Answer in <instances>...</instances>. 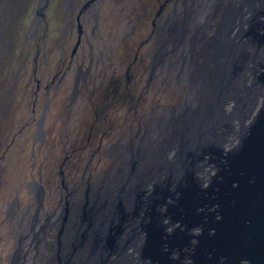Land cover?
<instances>
[{"label": "flooded vegetation", "instance_id": "af4514ba", "mask_svg": "<svg viewBox=\"0 0 264 264\" xmlns=\"http://www.w3.org/2000/svg\"><path fill=\"white\" fill-rule=\"evenodd\" d=\"M212 1L0 0V264L93 262L102 244L98 182L124 167L131 174L145 136L164 129L163 110L186 107L172 89L182 85L173 62L184 49L167 55L168 69L156 67L159 37L180 25L188 31L177 46L194 43V29L217 10ZM252 113L231 118L227 143Z\"/></svg>", "mask_w": 264, "mask_h": 264}, {"label": "water", "instance_id": "95a60500", "mask_svg": "<svg viewBox=\"0 0 264 264\" xmlns=\"http://www.w3.org/2000/svg\"><path fill=\"white\" fill-rule=\"evenodd\" d=\"M260 3L247 15L246 26L223 40L227 44L223 58L221 41L218 45L215 39L205 42L218 50L210 63L198 64L196 77L202 74L209 81L206 89L199 90L198 99L210 93L211 87L217 92L213 102L204 107L199 104L194 117L186 116L185 144L176 164H165L162 181L147 190L139 183L129 206L119 200L115 203L93 264H112L108 251L113 235L121 231L122 222H131L128 215L133 216V242L128 240L135 251L131 264H264V0ZM240 41L252 52L238 51L233 56V47ZM254 57L247 89L255 94L245 103L248 113L241 121L260 106L235 129L232 145L222 148L220 139L213 137L215 132H210L214 123L218 125L215 113L221 115L215 98L223 87L236 93L234 81ZM135 155L140 162L146 154ZM205 163L214 166L212 172L207 170L206 179L200 171L204 172Z\"/></svg>", "mask_w": 264, "mask_h": 264}, {"label": "bare ground", "instance_id": "6f19581e", "mask_svg": "<svg viewBox=\"0 0 264 264\" xmlns=\"http://www.w3.org/2000/svg\"><path fill=\"white\" fill-rule=\"evenodd\" d=\"M200 1L201 0H199V3L197 2V4H194V7H195V5L198 7L204 6L203 3L200 4ZM220 1L221 0H219V2ZM228 1H230V0H228ZM233 2H236V4L241 3L238 7H239V16L242 18V20L240 18L239 19L237 18L235 20V22L232 23L231 28H230L231 31H234L237 34L236 30H238V28H236V26L237 25L243 26L242 22H243V16H244L245 11L246 10L250 11L252 7H257L261 3H260V0H249V2H246V3L240 2L239 0H233ZM209 6L212 7L213 9L218 8V7L215 8L214 5L211 6V2L209 4ZM209 18H210L211 23H210V25H208V27L206 29H203V30L201 29L199 31V33H198V31H196V29H194V43H189V45H187V46H177V42L183 38L184 34L186 33V31H188V29H185V30L183 29V30L177 31V28L180 25H173L172 27L167 28L166 30L164 28L163 32L161 33V35L159 37V41L157 42V45L155 46L157 51L164 54L163 62H156L155 63L157 65L156 67H159L160 65L165 64V60H166V57L168 54H172L176 50H179V47L181 49L180 53H181L182 49H184L183 50L184 53H182L180 55L178 61L173 62V63L177 64L175 69L181 73L182 77L180 78V81L188 78L189 74H191V76H192V78H191L192 84H190V86H187V85L182 83L184 85V89H186L188 91V93H186L187 97L185 98V99H188L187 101H189L192 98L194 101V95H197V93L199 92L200 89H203V90L206 89V87H208V84H209L208 78H205L202 74H201L200 78L196 77V70L198 69V66H199L198 64L210 63L214 59V57H212V53L216 52V50H218V48H216V47L210 48V44L205 45V42L214 39L213 33H216V35H218L217 34V25L219 23L218 22L219 10L217 9L216 11H213L212 13H210ZM231 31H229L230 32L229 34H225L226 40H228V38H230V36H232ZM216 43H217V37H216ZM222 46H223V48H219V51L220 50L222 51V53H223L222 58H223L225 55L226 49H227V44L224 42ZM235 46L236 47L234 49L233 56L234 55L236 56L238 51H240L242 53H246V54L249 51H251L250 50L251 47L246 46L244 44V41L237 42V44H235ZM199 48H202V50H199ZM255 60H256V57H254V59H252V61H249V63H247V68L241 69L242 70V71H240L241 74L239 75V77H237L235 79L234 85L236 86V92L242 90L240 87H238L239 84H244L246 81L249 83L251 82L250 71H251V68L255 65ZM195 83H199V85H195ZM188 84H189V82H188ZM194 88H198V91L196 93L194 91ZM253 88H255V87H253ZM209 90L214 94V96H210L211 92L208 93L207 95L205 93V96L203 98H200V103L202 102L201 105L204 104L203 107L212 103L214 100V97L217 93L216 91L212 90L211 87H209ZM225 90H226L225 87H223V92L219 95L221 99H222L223 95L225 97V100H220V104H223L224 106L227 104L226 102L228 101L229 98L233 102H235L234 99H236V93L232 94L229 89L226 91ZM254 94H255V91H253V97H254ZM215 101H216V98H215ZM233 106H234L233 103L227 104V108H231V107L233 108ZM197 107H199V105L194 106V104H193V107H192V104H191V106L186 105V107L183 108V111L181 114H179L177 116H175V114H173L170 117V119L165 120L166 124L164 125V129H161L160 131L155 132L154 138H152V140H150V138L145 136L144 141H142V143H143L142 148L143 149L146 148V151H145L146 155H143L141 157L140 162H133V166L135 165V163H138V165L136 166V169L133 168V171L131 174H127L126 169L124 167L121 172L117 173V176H115L114 172L112 171L111 174H105L103 177H101V179L98 183L104 184V187H101L102 190L104 191V193L101 196V199H103V202H102V205L100 208L101 212L99 213L100 214L99 216L101 217V214H102V217L99 218V217L95 216L93 219L94 226H96L98 237L104 233V231L108 228V226L111 223V221L108 220V217L110 215L111 209L113 208V206L116 203V202L115 203L113 202V200L115 199L113 197V192L115 190V187L113 186V184L116 182H120V183L122 181L125 182L124 185L121 186V189L116 191V194L119 196V198L123 199L124 203L127 202L125 204L127 206H129L131 198H132V191H129V190L127 191V189H125L127 183H130L131 181L133 183L135 181H138V184L142 183L143 186H141V187L145 188V187H149L151 184H153L154 179L159 178V180H160L161 179V177H160L161 171L159 170V168L163 165V164H161L162 163V157L159 156L158 158H156L157 159L156 162L150 163V161L153 159V154L157 153V151H154L155 150L154 148H157L161 145H164L161 143H163V142L165 143V141H167L169 144L167 146H165L166 154H164V155L165 156L167 155V158L170 159L167 161L168 163L176 164L175 162L177 161L179 154H181L180 149L178 151H175V148L177 147V140L180 136V131L184 125V121H185L186 116L189 115V116L194 117V109H196ZM237 120L238 121L236 123L239 122V118ZM241 125L242 124H239V127ZM184 131H183V133H184ZM231 131H233V128L231 129ZM183 133H182V135H183ZM227 140L228 139L225 138V140L222 142L223 143V146L221 145L222 148H227L226 146L232 145L233 141H229L227 143ZM153 165L156 168L154 171H153V167H152ZM213 169H214V166L211 163H205L204 164V172L202 169H200L201 173L204 174V175L202 174L203 178L208 176L207 170L212 172ZM149 171H151V173ZM145 181H147V183H145ZM136 189H137V187H136ZM105 192H108V193L105 195ZM109 209H110L109 215L106 218H103V213L109 211ZM128 217L132 219L133 216L128 215ZM114 223H115L114 225L118 224V222H114ZM131 223H132V221L127 223V224L130 225ZM120 230L121 231L115 235V238L119 237L117 243L121 242L123 239L124 240L126 239V241L124 242L123 247L121 249L118 246H115L112 251H111V248L109 249V254L113 258L111 263L112 264H131V262L135 259V256H134L135 251H134L133 247H130L129 249H127V248L129 247L128 240H130V241L132 240L131 239L132 228H131L130 232L128 231V233L125 232V229L122 227ZM124 232H125V234H122ZM72 233H73L72 227L68 228L67 229V238H70L72 236ZM98 249H99V246L98 247H91V249H90V247L85 246L82 248V251L85 253H91V252L97 251ZM94 255H95V253H94ZM94 255L91 256L92 259H94ZM93 262H94V260H93ZM93 262L87 263V264H93Z\"/></svg>", "mask_w": 264, "mask_h": 264}, {"label": "rangeland", "instance_id": "374dc122", "mask_svg": "<svg viewBox=\"0 0 264 264\" xmlns=\"http://www.w3.org/2000/svg\"><path fill=\"white\" fill-rule=\"evenodd\" d=\"M239 1L242 2V0H239ZM197 2L199 3V0H194V4H197ZM243 2H244V0H243ZM246 2H249V0H247ZM240 4H236V2H233V0H230V1H228V0H221L220 2L218 0H213L212 1L211 6L214 5V7L215 8L218 7L217 9L219 10V20H218L219 23L217 25V34L218 35H216V33H213L215 40H216V37L219 38V39H217V45L220 44V41L222 42V45H223V43L225 42L223 40H225V38H226L225 37V34H229L230 33L229 31H231L230 28H231L232 23L235 22V20L237 18L238 19L240 18L242 20V18L239 16V7L238 6ZM225 5L228 6V9L225 8ZM225 11H227L226 14H225ZM250 12H251V10L250 11H247V10L245 11L244 16H243V22L242 23L245 22V18H246V16ZM224 18L226 19L227 23H224L225 24V30L222 31L221 26H223L222 25V20ZM183 29L184 28H181L180 26H178L177 31H180V30H183ZM231 34H232V36H230V38H232V37H234L236 35V33L234 31H231ZM235 47L236 46L234 45L233 49H235ZM199 50H202V48H199ZM160 55L161 56H164V54L161 53V52H160ZM170 59H174V56H167V59L166 60H170ZM166 60H165L166 69H168V66H170V61H166ZM191 78H192V76H191V74H189L188 78H186L185 80H182L180 83H183V84H185L187 86H190V84H192ZM188 82H189V84H188ZM175 84H177L176 86L179 85L178 83H175ZM183 84L180 85V86H178L179 87V90H176V88H172L173 91L178 94V102L180 104H183L185 102L186 105H190V106L192 104V107H193V104H194V106H198L199 104H202V102L200 103V99H198V93L199 92L197 93V95H194V101H193V98L190 99L189 101H187L188 99H185L187 97V94H186V91L184 89V85ZM197 84L199 85V83H197ZM249 84L250 83L246 81V83L244 85V87L246 88V91L240 90V91L236 92V99H234L235 102H233L230 98L228 99L230 101V102H228V104H232L233 103L234 104L233 108L235 107L234 109L232 107L230 109H227L226 108L227 104L225 106L223 104H220V100H225L224 95L222 96V99L220 98V96H217L216 97V102L219 105V107H221V115L219 113H217V112L215 113V117H216V121L218 122V125L216 123H214L213 126L210 127V132H212V133L215 132L214 135H213V137H215L216 139H220V146L221 145L223 146V143L222 142L225 140V138H227L232 133V131H231V127H232L231 118H234L235 120H233V121L237 122L238 120L236 118H240V116L243 117L245 115V112H244L245 111V107H246L245 106V103L248 101L249 97L251 98V96L253 94V91H250L251 88L250 89H247V86H249ZM166 85L167 84L165 83V86ZM251 87L253 88V86H251ZM194 91L196 93L198 90H195L194 89ZM166 97H169V95H166ZM198 110H200V109H198ZM195 111H196V109H194V114H195ZM163 112L169 114V116H166V119L168 120L173 115L174 109H172L170 107H167V108H165L163 110ZM177 115H179V114H177ZM177 115L175 114V116H177ZM211 115H213V113ZM227 124H228V126H227ZM182 130L184 131L183 127H182V129L180 131V136L183 133ZM180 136H179V138L177 140V147L175 148V151H178L179 149L181 151V144H182V142H184V144H185L186 131L183 133V135L181 137ZM147 137L150 138V140H152V138H153L152 132ZM211 137H212V135L210 136V139H211ZM233 137H234V135H233ZM161 144H164V145H161V146H159L157 148H154L155 149L154 151H157V153L156 154H153V159L150 161V163L156 162V160H157L156 158H158L159 156L162 157V163L161 164H163V165L159 168V170L161 171V175H160L161 179L160 180L162 181V179L166 175V171H164V166H165L166 163H168L167 161L170 160V159L167 158V155L166 156L164 155V154H166L165 146H167L169 143L167 141H165V143L163 142ZM132 157H133L132 158L133 162H136V155L134 154V155H132ZM137 165H138V163H135V165H134L135 166L134 167L135 169H136V166ZM152 167H153V171H154L156 168L154 167V165ZM149 172L151 173V171H149ZM158 180H159V178L154 179L153 183L154 182H157ZM117 183L119 184L120 182H117ZM145 183H147V181H145ZM115 184L116 183L113 184L114 187H115ZM137 184H138V181H135L134 183L131 181L130 183H127L126 184L125 189H127V191L128 190L129 191H132V195H134V191L136 190ZM151 186H152V184L149 187H145V189L147 190ZM117 188H119L117 190H120L121 189V187H117ZM117 190L115 188V190L113 192V197L115 198L113 200L114 203L115 202H118V199H122V198H119V196L116 194V191ZM122 201H123V199H122ZM131 202L132 201H130V204H131ZM125 203H127V202H125ZM140 216H141V212L138 214L137 218L140 219ZM128 220H131L132 221L131 218L127 217V221ZM131 228H132V223L129 225V229H128L129 232L131 231ZM128 231L125 229V232L128 233ZM125 232L122 233V234H125ZM118 238L119 237H116L115 238V243L113 244V247L111 248V251L113 250V248L115 246H118L120 249L123 247V244L126 241V239L125 240L123 239L121 242L117 243ZM131 242H133V241L131 240ZM130 247H133V246H131V244H129L128 249Z\"/></svg>", "mask_w": 264, "mask_h": 264}]
</instances>
